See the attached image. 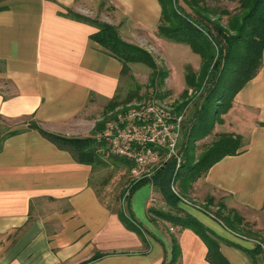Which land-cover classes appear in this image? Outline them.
Segmentation results:
<instances>
[{
	"label": "crops",
	"instance_id": "1",
	"mask_svg": "<svg viewBox=\"0 0 264 264\" xmlns=\"http://www.w3.org/2000/svg\"><path fill=\"white\" fill-rule=\"evenodd\" d=\"M67 11L117 28L124 42L149 54L168 42L157 37V0H0V264H163L171 236L178 264H208L199 236L153 219L150 208H167L153 187L154 195L135 191L113 199L107 188H96L94 168L28 128L36 123L57 136L90 137L119 89L120 61L90 39L94 26ZM214 125L217 134L238 136L241 149L210 167L190 196L220 200L262 233L264 49L258 74ZM183 201L230 264H264L255 240ZM119 212L132 216L144 239L125 227Z\"/></svg>",
	"mask_w": 264,
	"mask_h": 264
},
{
	"label": "trees",
	"instance_id": "2",
	"mask_svg": "<svg viewBox=\"0 0 264 264\" xmlns=\"http://www.w3.org/2000/svg\"><path fill=\"white\" fill-rule=\"evenodd\" d=\"M157 1L161 7L157 34L172 43L188 46L201 60L198 76L190 72L186 74L188 88L181 94L182 107L194 103L192 120L188 122L187 127H182L186 134L184 140L187 141V137L190 139L194 134L206 135L210 127L212 129L217 115L224 114L236 94L258 74L264 49V0ZM229 3L236 4V7L229 8ZM67 15L74 20L94 26L98 31L90 39L120 61L121 79L124 78L128 82L126 100L138 99L140 91L134 83L130 65L143 64L151 70L147 86L151 94L162 86L167 76L166 72L158 69L154 59L146 50L124 42L117 28L77 15L72 11H67ZM120 89H117V92ZM189 90L196 94L193 98L190 97L192 95H188ZM116 98L117 94L106 107L117 105ZM182 107L178 109H183ZM219 108H223L222 111ZM28 128L38 131L43 138L59 149L67 151L77 163L98 168L108 165L107 160L104 159H111L114 164L116 162L123 165L127 172H130L133 166L124 159L99 151L100 144L92 137L101 128V124L96 125L92 136L87 138L57 136L43 131L36 123H29ZM240 149L241 139L238 136L217 134V140L210 149L194 163L190 149L186 144L184 145V142L180 143L178 152L181 155V151H185V157H182L183 163L179 168L176 169L175 159L168 160L150 177L134 182L125 200L142 186L153 187L167 207L166 210L150 208L149 213L153 219L161 220L172 228L191 230L199 236L207 248L205 260L208 264H230L220 252L218 239L182 208L185 199L181 194L173 191V186L178 185L177 189L182 194L187 192L191 184L205 175L210 167L225 156L239 153ZM102 156L105 158L103 159ZM213 203V198L207 199V205L212 206ZM217 208L215 214L201 209L231 232L255 240L256 253L264 252V231L255 232L248 223H244L243 218L236 211L227 209L223 202L218 203ZM119 218L127 229L142 236L132 216L119 212ZM142 238L144 239L143 236ZM170 242V258L167 261L166 257L163 264H178L180 249L177 240L171 236Z\"/></svg>",
	"mask_w": 264,
	"mask_h": 264
},
{
	"label": "rangeland",
	"instance_id": "3",
	"mask_svg": "<svg viewBox=\"0 0 264 264\" xmlns=\"http://www.w3.org/2000/svg\"><path fill=\"white\" fill-rule=\"evenodd\" d=\"M228 6L229 8H234L236 7V4L229 3ZM157 37H159V39L166 40V42L167 41L170 42V43L167 42L168 44L167 43L163 44L159 42L160 47L158 49L153 47L151 51L152 54H150L154 59L158 69L160 71L166 72L167 74L162 86H160L158 90L154 92V94H151L150 91L148 92L147 86L149 85L151 70L143 64H133L132 68H133V73L135 75L133 76L134 83L137 87L140 88V91L138 93L139 98L138 99L135 98L129 101L126 100V95L128 92L126 84L128 82L125 81L124 78L123 80L121 79V83L119 86V89L120 88L121 89L116 93L117 105L115 106L109 105L108 107H105V109L100 113L99 117L96 120L97 122L95 123V125L101 124V128L98 129V131L102 129L103 121L105 122L110 116V114H112L113 112L116 113L117 111H126L130 107H134L137 104L148 102L147 100L149 101L155 100L160 103H167V104L170 103V105L176 107L177 109L178 107H182L183 99L181 94L185 89L188 88L186 84L185 76L189 72L198 76L201 68V60L198 56H196L190 51V48L188 46L186 45L183 46L182 44L180 45L174 44L158 34ZM155 41L157 42L158 40ZM169 71H171V73H169ZM155 93L158 94L157 98L155 97L156 95ZM188 95H192L190 97L193 98L196 94H194L192 90H189ZM182 108L183 109L180 110H186L183 126L187 127L188 122H191L192 120V116L194 112V103L192 102L191 104L188 105V107L184 106ZM222 109L223 108H219L220 111H222ZM219 120H221L220 114L217 115L214 124H216V122H219ZM214 128L215 125L212 127V129L210 127V130L206 135H202L201 133H199L196 135L194 134L195 138L190 137L189 139L187 137L188 142L184 140L186 139L185 138L186 134H185V130L182 128L179 144L180 143L182 144L184 142V145L186 144V147L190 149V154L193 157L192 162L196 163L199 160V158L208 149H210L214 141L217 140V133H215ZM193 140L195 141L193 142ZM179 144H178V149H179ZM98 147L99 149H102L104 148V145L100 144L98 145ZM102 153H105L104 150ZM180 156L181 158L185 157V151H181ZM102 158L104 159L105 156H102ZM104 160H107L106 162L108 165L105 167L103 166V167L94 168L95 174H94L93 183L95 184L96 188L99 191H102L103 189L105 190V188H107L106 189V191H108L107 193H109V195H112L113 199L116 200H118V198L123 199L124 197L127 196L132 184H134L133 182L134 177L133 175L132 176L130 175V172H127L126 168L123 165L119 163L116 164V162L114 164V162L111 159H104ZM144 172L145 171H143V174H145ZM136 182L138 181L135 180V183ZM177 186L178 185L173 186V191L175 193L178 192L179 194H181L182 198L188 200L191 204L199 208L205 209L211 214H215V212L218 211L217 204L220 203V200H216L213 198L214 203L212 206L207 205V200L203 199L204 201H202L201 197H203V195L200 197V200L196 199L195 201H193V197H191L190 195L193 192V187H195V182L192 183L190 189H188L187 192L183 194L178 191ZM148 191H150L151 194L153 193L152 189H150L148 186H142L136 192H138V195L140 196H145L146 193L148 194Z\"/></svg>",
	"mask_w": 264,
	"mask_h": 264
},
{
	"label": "built area",
	"instance_id": "4",
	"mask_svg": "<svg viewBox=\"0 0 264 264\" xmlns=\"http://www.w3.org/2000/svg\"><path fill=\"white\" fill-rule=\"evenodd\" d=\"M116 113L103 121L93 137L104 145L100 152L130 162V175L136 181L150 177L170 159L179 168L183 161L178 144L186 110L152 100Z\"/></svg>",
	"mask_w": 264,
	"mask_h": 264
}]
</instances>
